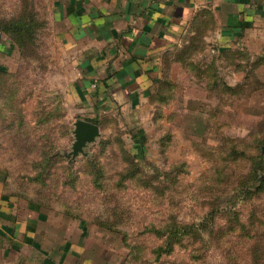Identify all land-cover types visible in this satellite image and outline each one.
I'll list each match as a JSON object with an SVG mask.
<instances>
[{"label":"rangeland","instance_id":"374dc122","mask_svg":"<svg viewBox=\"0 0 264 264\" xmlns=\"http://www.w3.org/2000/svg\"><path fill=\"white\" fill-rule=\"evenodd\" d=\"M31 2L36 26L0 91V264H264V28L219 52L200 29L167 59L146 106L107 119L70 160V66L48 27L49 0ZM25 8L0 0V20ZM34 163L54 164L46 187L28 180ZM131 163L135 177L119 186ZM29 201L46 217L40 256L11 232Z\"/></svg>","mask_w":264,"mask_h":264},{"label":"crops","instance_id":"0c3cea01","mask_svg":"<svg viewBox=\"0 0 264 264\" xmlns=\"http://www.w3.org/2000/svg\"><path fill=\"white\" fill-rule=\"evenodd\" d=\"M48 10L60 59L70 66L69 121L96 124L100 133L107 119L146 106L167 59L200 29L208 30L204 40L219 52L241 46L264 28V0H49ZM17 58L13 43L0 33V70L14 72ZM28 203L12 237L25 235L40 256L48 251L36 238L47 232L40 227L46 217L39 206L31 210L36 202ZM54 257L44 256V262Z\"/></svg>","mask_w":264,"mask_h":264},{"label":"trees","instance_id":"16d2710c","mask_svg":"<svg viewBox=\"0 0 264 264\" xmlns=\"http://www.w3.org/2000/svg\"><path fill=\"white\" fill-rule=\"evenodd\" d=\"M33 3L31 2V0H22V6H25V11H23V13H19L16 16H11L5 19L0 20V33L2 35H5L7 38H9V40L13 43L14 47L16 46L19 51H23L24 48L26 46H22L24 44H28V39H25L27 37H31L32 35V31L33 28L36 26L35 23V19L33 17V15L31 16L30 12L32 10H34L33 8L30 9V6ZM28 12V13H25ZM32 21H34L33 23H31ZM45 19H43L42 17L40 18V20L38 21V25L40 27L45 26ZM179 50V49H178ZM13 74L1 69L0 70V91L3 92L4 89V79L6 77H11ZM165 74L163 73L162 77L159 79V81L156 83H160L163 80V76ZM169 83V82H168ZM170 84V83H169ZM218 84H213L212 87L217 86ZM222 88L223 91H227L230 92V90H234V88H231L230 86L224 85L222 84ZM170 86L172 87V85L170 84ZM8 108H10V106H7ZM13 123L11 122L10 125H12ZM9 125V126H10ZM135 150H137L138 152H140L139 148L135 147ZM56 156H59L57 153H55ZM34 166H32L33 171L35 172L34 176H29L28 180L30 182H36L41 184L42 187H46V180L47 178H51V172L50 171H55V167L54 164H40V163H34ZM91 167L90 170V174H92L93 180H92V184L94 186H96L98 189H102L103 188V180L104 179V167H102V165H96V163L89 165ZM137 164L131 163L129 164V167H131V169L127 170V173L122 176L119 181H117L116 184H118L119 186H124L125 182L130 179L135 177V169H136ZM137 173V171H136ZM126 180V181H124ZM67 183L70 182H64V184L62 185H66ZM39 207H41L40 203H37Z\"/></svg>","mask_w":264,"mask_h":264},{"label":"water","instance_id":"95a60500","mask_svg":"<svg viewBox=\"0 0 264 264\" xmlns=\"http://www.w3.org/2000/svg\"><path fill=\"white\" fill-rule=\"evenodd\" d=\"M71 134L73 136V142L71 144V150L66 155L73 160L78 155H85V149L96 142V140L101 136L100 129L96 124L83 121L80 119L75 120L72 123ZM264 155V149L261 150ZM264 179V177H263Z\"/></svg>","mask_w":264,"mask_h":264}]
</instances>
